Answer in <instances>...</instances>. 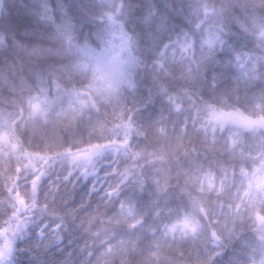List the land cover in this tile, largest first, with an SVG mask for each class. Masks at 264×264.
Wrapping results in <instances>:
<instances>
[{"label": "snow or ice", "instance_id": "snow-or-ice-1", "mask_svg": "<svg viewBox=\"0 0 264 264\" xmlns=\"http://www.w3.org/2000/svg\"><path fill=\"white\" fill-rule=\"evenodd\" d=\"M14 7L15 15L0 12V49L5 54L27 47L25 40L40 56L57 54L55 45L67 43L78 60L61 70L91 72L93 77L87 89L69 90L58 79L50 86L42 73H33L27 79L36 82L44 99L29 97L30 115L39 113L48 123L52 106L67 96V108L61 106L58 115L71 112L77 121L87 110L97 122L110 116L113 135L105 143L87 145V151H74L70 142L61 145L63 152L57 155L73 161L82 155L90 165L80 179L88 183L91 177L93 182L76 207L55 203V182L46 171L31 177L24 194L6 190L14 203L0 221V264H21L22 256L27 257L24 264H264V0L189 5L184 19L191 28H181L174 38L169 17L155 4L21 0ZM97 25L99 48L79 41L82 27ZM41 28L47 30L48 46L33 43L44 37ZM136 32L151 41L150 63L133 54ZM165 34L170 39L160 46ZM138 69L150 83L137 78ZM162 75L170 87L184 90L193 112L191 132L185 116L178 136L188 140L187 167L178 168L175 183L171 174L147 177L143 170L113 169L105 176L117 175V182L97 188L102 161L92 157L112 153L116 162L120 147L133 159L140 156L130 135L121 139L118 130L132 127L129 101L147 107L158 88L165 91ZM189 84L213 93V100L198 101ZM174 110L180 112L181 104ZM46 180L49 191L41 199ZM174 197L181 203L173 204ZM76 233L85 238L66 250V234L72 245Z\"/></svg>", "mask_w": 264, "mask_h": 264}, {"label": "trees", "instance_id": "trees-1", "mask_svg": "<svg viewBox=\"0 0 264 264\" xmlns=\"http://www.w3.org/2000/svg\"><path fill=\"white\" fill-rule=\"evenodd\" d=\"M24 2H28V0H24ZM81 2L90 3L91 0H81ZM205 2L222 5L236 3L238 0H125V3L133 5H158L161 13L169 17V29L173 32V38L174 33L181 28H191V25L184 19V16L189 13L188 6L200 5ZM239 2H243V0H239ZM20 3L21 0H0V12L7 9L15 15L16 7L14 6H18ZM191 19L195 22L196 18L191 17ZM164 36H168V34ZM22 43L27 47L18 48L14 53H11L12 59L8 60L7 66L0 63V221L4 219L5 214L11 210L14 203V201H10V194L6 190L10 189L12 192L24 194L25 185L30 183L31 177L42 171H46L51 180L56 183L55 177L66 174L68 168H75L79 173L86 168L90 169L89 161L82 155L75 161L70 157L57 155V153L63 152L61 145L70 142L74 151L76 147L84 148L87 151V145L105 143L113 135L110 116H105L101 122H97L94 119H89L87 110L83 117L77 121L72 120L71 112L58 115L61 106L67 108L69 101L67 96H63L62 101L52 106L47 115L48 123L44 122V117L39 113L34 116L30 115L29 97H38L40 101H43L44 96L35 86L36 82L33 81L30 84L21 73V69L26 63L35 62L47 55L33 54L30 51L32 44H29L27 40ZM246 44L248 48L252 47L251 38ZM2 51L0 49V52ZM65 51L77 55L75 49H70L67 43H65ZM71 72L74 73V71ZM142 83L145 85L150 83L149 77L146 76ZM160 84L165 91L160 92L158 88V94L152 102L147 104V107H144L143 103L133 105L129 101L128 107L132 111L128 114L132 116V127L131 129L121 128L118 130L121 139L125 134L130 135L133 150L139 151L140 156L133 159L131 152L126 155L127 150L120 147L119 159L116 162H114L115 157L112 153H105L102 157H92L93 160L102 161L99 182L96 183L97 188H107L109 184L114 185L117 182L119 179L117 175L105 176V172L111 173L113 169L123 170L130 167L135 173L143 170L147 177L158 173L163 178L171 174L173 183H175L178 168L187 167L189 161L185 158L184 153L188 140L185 138L181 141L178 136L185 116L189 118L188 129L191 132L193 112L189 101L184 97L183 89H177L175 86L170 87L163 75ZM228 84L230 86V81ZM71 88L68 87L69 90ZM188 89L198 101L201 97L203 102L213 100L214 94L206 89L198 91L190 84ZM141 91L143 95H147L143 88ZM218 92L219 90H217V95ZM54 95L55 93L50 94L49 98L51 99ZM175 104H181L180 112L174 110ZM111 111L112 108L109 107L108 112L111 113ZM209 135H211V126H209ZM246 135L252 139L250 134ZM194 143L198 142L194 140ZM201 162H203V157H201ZM92 182L90 177L88 183L79 179L75 184L69 183L67 187L61 184V192L57 196L71 200L74 195L78 199L80 187L86 185L88 189ZM127 187L126 185L125 188ZM45 190L49 191L47 180L41 185V199H43ZM93 199L96 200V197L94 196ZM179 203L181 201L174 197L173 204ZM59 205L63 207V200L59 201ZM68 238L66 234L64 242L66 250L69 247L74 248L76 243H81L85 237L81 233H76L72 237L75 240L72 245L68 244ZM26 259V256H22L21 264H24Z\"/></svg>", "mask_w": 264, "mask_h": 264}, {"label": "clouds", "instance_id": "clouds-1", "mask_svg": "<svg viewBox=\"0 0 264 264\" xmlns=\"http://www.w3.org/2000/svg\"><path fill=\"white\" fill-rule=\"evenodd\" d=\"M179 23V21H177ZM100 26H95L92 28L89 27H82L80 29L78 39L80 42L87 41L92 47L99 48L100 41L98 39L97 33L99 31ZM129 31H133L131 29V26L129 27ZM40 32L44 33V37L41 38L38 36L33 43H38L43 46H48L49 41L46 38L47 30L44 28L40 29ZM135 40L138 45L137 48L134 49L133 54L138 57H143L147 62H151V60L154 58V53L152 51H149V48L151 47V41L144 35L143 33L136 32L135 34ZM170 37L168 36H162L159 41V45L162 46L164 43L168 42ZM56 48H59L60 51L57 54L48 55L40 60H37L35 62H28L26 63L23 68L21 69V73L26 77H31L33 73L39 72L42 73L46 78L51 86V82L53 79H58L62 84H64L65 87H75L78 89H87L88 85L92 82V73H78V72H71L61 69H66L73 65L77 60L78 56L72 54L71 52L65 51V44L62 42H59L55 45ZM9 56H11V53L5 54L4 51L0 52V63H3L4 66H7ZM137 78L141 79L142 81L146 78L147 74L141 70L138 69L137 72ZM126 93L122 90V95ZM80 179V173L75 168H68L66 169V174L60 176L57 175L55 177L56 183H55V191L53 192V198L55 199V203L59 205V201L63 200V207H76L79 205L81 199L86 195L88 189L86 185H82L79 189L78 193V199L75 196V199L67 200L63 196H57L58 193L61 192V184H63L65 187L69 183L75 184L77 180ZM46 193V190L44 191V194ZM92 207H95V205H89L88 208L82 209V214L89 211ZM47 219V217H45ZM43 223V221H41ZM39 225H37L38 227Z\"/></svg>", "mask_w": 264, "mask_h": 264}]
</instances>
